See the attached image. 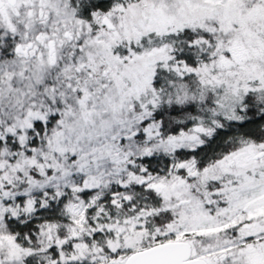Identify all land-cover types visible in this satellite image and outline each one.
<instances>
[{"label":"snow or ice","instance_id":"snow-or-ice-1","mask_svg":"<svg viewBox=\"0 0 264 264\" xmlns=\"http://www.w3.org/2000/svg\"><path fill=\"white\" fill-rule=\"evenodd\" d=\"M0 264H264V0H0Z\"/></svg>","mask_w":264,"mask_h":264}]
</instances>
